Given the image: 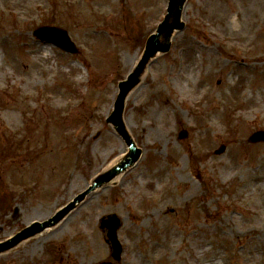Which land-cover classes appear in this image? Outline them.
Returning <instances> with one entry per match:
<instances>
[{"label": "rangeland", "instance_id": "rangeland-1", "mask_svg": "<svg viewBox=\"0 0 264 264\" xmlns=\"http://www.w3.org/2000/svg\"><path fill=\"white\" fill-rule=\"evenodd\" d=\"M168 2L0 0V243L33 222L50 220L85 192L114 166L119 146L128 154L107 118L119 82L140 60ZM220 4L223 10H216ZM245 7L246 0H188L185 30L175 33L169 53L152 61L126 102L124 122L141 150L139 161L77 204L71 212L76 224L39 243L35 252L33 244L14 248L0 264H131L133 257L150 264L149 243L175 229L181 237L151 264H193L183 227L194 230L195 247L202 251L196 264H264V141L249 142L264 131V103H255L264 85V15L250 20ZM224 9L231 11L227 17ZM236 16L238 27L252 35H233L228 20ZM42 26L67 30L78 53L38 40L33 33ZM186 49L196 54L192 77L181 68ZM231 72L235 85L229 83ZM151 109L158 110L157 118L146 120ZM222 145L227 150L217 155ZM167 173L171 180L164 185ZM146 178H161L163 188L129 198L126 185ZM191 185L195 190L183 198ZM152 212L166 217L164 227L151 219ZM109 215L121 221L120 260L112 256L108 228L101 227ZM88 217L92 228L79 230ZM232 224L236 236L227 228ZM129 227L135 233L126 232ZM167 241L168 246L170 236Z\"/></svg>", "mask_w": 264, "mask_h": 264}, {"label": "water", "instance_id": "water-1", "mask_svg": "<svg viewBox=\"0 0 264 264\" xmlns=\"http://www.w3.org/2000/svg\"><path fill=\"white\" fill-rule=\"evenodd\" d=\"M187 0H170L168 7V14L164 21L159 25L157 31L152 34L146 44L145 51L138 65L134 71L128 76L127 80L119 84V94L115 102V107L112 115L108 118V122L111 123L116 131L124 138L130 148V154L124 161L113 167L111 170L100 176L91 187L81 194L74 202H72L67 208L59 213L52 220H49L43 224L36 223L32 228L23 231L14 238L8 240L6 243L0 244V253L10 250L17 246L24 239L34 236L35 234L43 231L49 226H53L63 219L66 214L75 207V205L81 202L86 195L94 191L98 187L110 183L118 177L123 171L130 166L134 165L139 157L140 150H137L135 144L126 130L123 115L126 106V100L130 93L141 83L142 77L146 72L151 60L158 54L166 53L171 48V40L175 31H180L185 28V23L182 21L183 12L186 6ZM35 36L42 41L52 42L68 52L76 53L77 49L75 44L71 41L68 33L62 29L56 27H42L35 31ZM264 140V132L260 131L255 133L251 138V142H258ZM226 150V146H223L217 151V154H221ZM102 228H108L109 240L113 244V257L117 260L120 259L121 245L117 238V229L120 226L119 219L116 216H109L108 219L103 218L101 223ZM109 264V263H102Z\"/></svg>", "mask_w": 264, "mask_h": 264}, {"label": "bare ground", "instance_id": "bare-ground-1", "mask_svg": "<svg viewBox=\"0 0 264 264\" xmlns=\"http://www.w3.org/2000/svg\"><path fill=\"white\" fill-rule=\"evenodd\" d=\"M246 2H247V7H245V8H247V10H245V11H250L251 10V14H250V20H251V18H253V17H251L252 15H254V14H258L259 16H263L264 15V0H246ZM225 5V4H224ZM216 10H223V6H222V4H220L217 8H216ZM242 13H243V11H244V8H242ZM224 14H225V16L227 17V14H229L231 11L228 9V10H226L225 11V9H224ZM245 18H246V20L248 21V19H249V17L246 15L245 16ZM257 20V19H256ZM228 22L232 25V26H234L235 27V30H234V32H233V35H236V36H245L246 34H250V32H247V31H245V30H242V29H240L239 27H238V23H239V19H238V17L236 16V18H232V19H229L228 20ZM250 22V21H249ZM250 35H252V34H250ZM188 48V47H187ZM196 54H192V52H188L187 51V49H186V53L185 54H182L181 55V60H182V66H181V68L183 69V72L184 73H186L187 74V76H189V77H192V76H194V74L196 73V70L198 69V66L196 65V56H195ZM210 55V54H209ZM209 61H210V66H213V65H215V63H216V60L215 59H212L211 57H210V59H209ZM239 69V68H238ZM237 69V70H238ZM248 71H252V68H249L248 69ZM248 71H246L245 73H244V75H245V77H246V80H245V83L246 84H249V75H248ZM236 72H231V74H229V83L231 84V85H235V80H234V77H233V75L235 74ZM232 82H233V84H232ZM199 85V84H198ZM259 90H258V95H257V97H256V99L255 98H252V99H255V103L258 105V104H263L264 103V98L262 97V94H261V91H264V85H261V86H259ZM185 90V88L183 89L182 88V86L180 85V90H179V92H183ZM198 90H200V89H198ZM232 92H229V94L230 95H232L231 94ZM236 94L238 95V93L236 92ZM234 95V94H233ZM157 111L158 110H155V109H151L148 113H147V115H146V120L148 119V120H153V119H155V118H157L156 117V113H157ZM111 143H113V144H117V142H116V140L115 139H112L111 140ZM120 148H119V152H117L116 154H115V158L114 159H116L117 158V160H116V162H115V164L116 163H118V162H120V161H122L123 160V158H124V155L127 153V148L125 147V146H123V145H121V146H119ZM107 162H108V160H107ZM105 163V162H104ZM114 164V165H115ZM106 165H104L103 167H105ZM107 167H109V166H107ZM95 169H97V168H95ZM123 178V177H122ZM120 179L119 180V182H118V184H121V183H123V179ZM151 178H153V177H151ZM118 179L119 178H117L116 179V181H118ZM170 180H171V176H170V173H167L163 178H162V183H164V185H166V184H168L169 182H170ZM162 183H161V178H156V180H153V179H151V180H147V178L146 179H144V180H141V179H136L133 183H131V184H128V185H126V195L127 196H129V198L130 197H132V196H135V194L136 193H138V192H144V194H147V193H154V195H157V193L159 192V190H161V188H163L162 187ZM195 190V186H193V185H191V187L190 188H188V189H186V191L184 192V196H183V198H185L187 195H190L191 194V192H193ZM99 193H101V191L99 192ZM171 199H174L173 197H171ZM181 200H182V198H181ZM88 201V200H87ZM123 201V200H122ZM122 201H120L119 202V204H116L115 206H117L118 208H121L122 206H123V203H122ZM124 201H127L126 199H124ZM139 201L140 200H138L137 201V204H139ZM81 210H83L82 209V207H80L79 208V210H78V212H80ZM73 211V210H72ZM71 211V212H72ZM70 212V213H71ZM49 215H51V210H49V212L48 213H46V214H41L40 215V220H43V219H45V218H47V217H49ZM76 212H73V213H71L69 216L68 215H66L63 219H61L58 223H56L55 225H53V226H51V227H48V228H46L44 231H42V233H40V234H37V235H34V237H32V238H30V239H27V240H25L23 243H21L19 246H20V248L22 247V246H25V248L28 246V245H30V244H33L34 246H35V248H32V252H35L37 249H38V247H36L39 243H42V242H45V241H47L48 239H50L51 237H53L54 235H56L58 232H60V231H62L64 228H66L69 224H71V223H73V224H76L77 222H76ZM68 216V217H67ZM150 217H151V219L153 218V217H156V220H157V222L159 223L158 224V226L160 227V228H162V226L164 227V224H165V221H166V217L163 215V214H160L159 216L158 215H156V214H153V212L151 213V215H150ZM132 218L133 219H139L140 217H138L136 214H134L133 216H132ZM35 219H38V216L36 217V216H34V217H31V218H29V219H27L26 221H25V223L27 224V225H29V224H31ZM90 220H92L93 221V219H92V217H88L87 218V220H83V224H82V226H80L79 227V230H81V229H85V228H88V227H90V228H92L90 225H89V222H90ZM82 221V220H81ZM146 221L144 220L143 222H140V224H143V223H145ZM229 227H227V228H229L230 229V233H232L234 236H236V234L238 233V231H239V229H238V227H237V225L236 224H232V225H228ZM135 228L136 227H129V228H126L127 230H126V232H132V233H135ZM152 229V228H151ZM181 229H184L186 232H187V234H188V241H187V248H186V251H188V250H192V252L194 253V257L191 255L190 256V258H188L189 259V261H191L193 264H196V262H199V260L201 259V257H200V254L202 253V251H201V249L200 248H197V247H195V240H193V238H194V236H195V233L193 232L194 230H190L188 227H183V228H181ZM137 232V231H136ZM152 232H153V229H152ZM164 236H165V238L163 239V240H159V241H156V242H150L149 243V254H148V261H149V263L151 264L152 262H150L151 260H153L154 258H157L159 255H161V253H164L167 249H170V248H172V246L173 245H175L176 244V240H178L181 236H180V230L179 229H175V230H173L169 235H168V233L167 232H164ZM167 236H170V239H171V243L167 246V244H168V241H167ZM260 238V237H259ZM260 240V242H261V239H259ZM95 247H96V249H98V250H100L101 248H103V246L99 243V241L96 239L95 240ZM71 249H73V248H71ZM174 250L176 251V253L178 254L179 253V255L177 256V257H181V258H184V255L182 254L183 253V248L182 247H176V248H174ZM26 250H23L22 252H25ZM99 252V251H98ZM94 254H96L97 255V253L96 252H93ZM198 253H200V254H198ZM258 252L256 251V254H257ZM18 254H20V253H18ZM9 255H11V253L10 252H7V253H3V254H0V260H3V259H6V258H8L9 257ZM94 258L96 257V256H93ZM187 259V260H188ZM131 264H148L147 262H145V260H140V259H138V258H134L133 257V259L131 260ZM39 264H42V263H39ZM202 264H219L218 262H216V260H213V261H211V262H206V261H204V263H202Z\"/></svg>", "mask_w": 264, "mask_h": 264}]
</instances>
